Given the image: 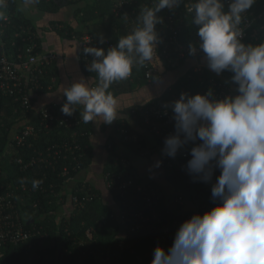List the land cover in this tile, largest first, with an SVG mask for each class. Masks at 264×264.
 Masks as SVG:
<instances>
[{
    "label": "trees",
    "instance_id": "1",
    "mask_svg": "<svg viewBox=\"0 0 264 264\" xmlns=\"http://www.w3.org/2000/svg\"><path fill=\"white\" fill-rule=\"evenodd\" d=\"M140 1L147 2V6L150 7L153 6L154 0ZM113 2L114 0H37L36 4L40 10L55 14L63 12L64 9H71L73 23L59 21L64 27L56 31L69 39H74L73 34L69 33L72 30H75L78 37L86 32L91 33L94 37L92 46L107 50L106 39L116 41L125 34V15L116 16L113 13ZM227 2L228 0L225 2V10L228 8ZM263 8L264 0H257L245 14L253 15L252 18L256 19L254 23L252 22L248 37L243 40L244 43L256 45L264 42V29L260 28L264 21L257 19ZM5 13L7 20H0V52L5 48V52L10 56L17 55L27 44V34L23 29L31 27L32 31H35L36 27L19 9L17 0H9ZM158 14L162 19L169 16L174 18L173 24L182 43L196 44L199 40L197 35L199 26L191 23V14L187 12L185 0L176 8L165 7ZM166 23L171 24L170 21ZM165 27L166 30H171L170 25L165 24ZM256 36H259L258 40H255ZM38 39L36 36L38 42L36 52L41 51ZM200 56L204 54L198 56L190 54L181 59L179 64L166 60L165 72L174 71L187 61ZM200 66L204 68L203 74L195 72L193 67L189 68L153 99L161 100L163 107L169 109L174 116L170 107L171 102L179 99L182 93L190 95L201 93L203 88L208 87L210 78L220 83H234L231 80L233 73L226 70L218 75L212 73L206 66ZM81 68L86 76L93 78V83L98 81L97 75L88 71L87 64L82 63ZM51 75H45L42 81L49 85ZM132 76L131 80L114 83L109 91L117 96L123 91L134 90L147 84L141 66L133 69ZM200 77H203V83ZM48 90L47 86L35 93L34 100L36 94ZM63 104L64 101L58 103V108L61 109ZM73 115L80 117V110L77 109ZM28 124L35 126V132L24 142L19 143L17 136L22 134ZM91 124L83 122L69 127L54 123L46 127L40 116V108L34 105L31 108L23 107L20 100L5 95L0 90V194L14 195L13 202L17 203L16 209L23 215L26 229L36 227L40 231L38 235L17 246L6 244L0 247V264H138L137 257L145 256L149 247L154 244L158 227L144 228L132 233L128 231L127 222L120 220V211L125 208L135 211L142 209L139 203L143 201L142 193L137 187L140 185L149 189V186H152L160 194L161 200L158 199V203L145 209L147 214L157 211L166 215L170 209H174L167 204V195L174 199L176 195L186 193L182 195L194 201L190 194L189 176L185 174L187 161L191 156L185 158L182 155L184 151H190L194 146L192 143L177 153L184 162V166L179 170L176 165L167 162L169 156L164 154V176L157 179L139 176L128 155L123 151H116L113 145L109 149L105 173L109 174L111 179H117L112 187H109L107 181L106 185L112 194V201L118 204V207L113 208L111 202L105 203L100 200L96 186L86 181L84 177L79 178L80 173L91 165L94 157L90 142ZM121 126L130 131L135 130L128 124ZM169 127L171 125L164 126L163 129L167 131ZM135 132L138 134L137 141L124 142L136 153L152 155V148L146 150L139 132L136 130ZM151 133L157 144L164 149L159 135ZM76 144H79L80 148H74ZM219 174L217 170L213 179ZM33 180L42 182L34 189ZM129 182L132 184L116 188L118 184ZM196 185L198 188H205L207 196L204 198L211 201V189L206 183L198 181ZM75 195L80 199L85 198L84 208H80L78 202H73ZM68 201L69 203L65 205L64 203ZM173 214H176V211ZM88 230L92 231V237L88 235Z\"/></svg>",
    "mask_w": 264,
    "mask_h": 264
},
{
    "label": "clouds",
    "instance_id": "2",
    "mask_svg": "<svg viewBox=\"0 0 264 264\" xmlns=\"http://www.w3.org/2000/svg\"><path fill=\"white\" fill-rule=\"evenodd\" d=\"M37 0H26L35 4ZM184 0H154L143 7L138 25L119 38L115 46H88L93 60L88 71L93 79L67 86L61 111L67 116L77 109L85 124H111L118 118V99L109 91L114 82L127 80L134 66H144L156 56L159 43L158 13ZM192 0L187 4L191 23L199 26V40L190 54L202 50L207 67L221 74L233 73L236 94L213 98L212 90L182 93L171 102L175 132L165 138L163 152L175 157L192 143L187 171L194 181L212 184L216 204L195 214L177 231L169 249L158 245L151 264H264V42L242 41L241 27L247 11L257 0ZM7 0H0V20L6 19ZM103 42V38H102ZM162 161H157L159 167ZM40 180H33V188Z\"/></svg>",
    "mask_w": 264,
    "mask_h": 264
},
{
    "label": "built area",
    "instance_id": "3",
    "mask_svg": "<svg viewBox=\"0 0 264 264\" xmlns=\"http://www.w3.org/2000/svg\"><path fill=\"white\" fill-rule=\"evenodd\" d=\"M191 2L192 0H185L186 9L187 4H190ZM8 3L9 0H7V4ZM146 6L147 2L140 0H114L112 9L113 13L116 16H120L122 14L125 15V34L123 36L130 33L138 25L137 18L141 9ZM176 7L177 6H174L172 8ZM159 15L160 14H158V16ZM252 16H245L242 22V41L248 37L249 30L252 27L251 25L256 19L252 18ZM257 19L264 21V8L258 14ZM5 20H7V17ZM173 20L174 18L169 16L166 19H162V22L156 26L160 37L156 56L152 61L146 62L144 66H141L147 81H153L161 75L160 67L157 62L160 61L165 64V61L167 60L170 63L179 64L181 59L190 55V45L192 44L182 43L181 39L178 37L176 28L174 27ZM166 21H170L171 24L166 23ZM165 24H167V26L170 25V31L166 30ZM58 27L63 28L64 24L59 23ZM260 28L264 29V24H262ZM23 32L27 34V44L24 46L22 51H20L17 55L11 56L5 52V48H2V52H0V90L3 94L14 96L17 100H20L23 107L31 108L35 103L33 97L35 93L44 90L47 86L52 87V83L46 85L42 81V78H44L47 74H52L51 66L55 61H57L59 55L53 51L36 52V48L38 46L36 32L32 31L31 27L24 28ZM69 33H72L73 38L79 42V51L77 54L78 62L80 64L85 63L89 65L93 60V57L90 54L86 55L84 48L94 44V37L88 32L82 34L80 37L77 36L75 30L69 31ZM258 39L259 36H256L255 40ZM117 43L118 40L112 41L110 39H106V45L108 48L115 46ZM201 54H203L202 50L197 47L195 56ZM135 67L136 66H134L133 69ZM194 71L198 74H203L204 68L197 66L194 68ZM132 78L133 76L131 75L127 80H131ZM51 79L53 83L56 82V76L54 74H52ZM199 79L203 83V77H200ZM95 83H93V86H95ZM236 88L237 86L235 83H220L216 79L210 78L208 80V87L203 88L201 93H206L211 89L213 98H223L229 94H236ZM58 107V103H55L50 106L40 108V116H42L46 127H49L54 123H59L60 125H66L69 127L83 123L82 117L77 115L67 116L63 114L61 109ZM132 113L134 116L137 115L138 118H140V123L144 127L159 135L163 144H165V138L175 132L174 116L169 112V109H165L163 107V102L159 99L149 100L144 104L136 105L132 108ZM170 125L171 127H169L167 131L163 129L164 126L168 127ZM129 131L130 129L128 130L123 126L120 127V134L123 136L122 140L125 142L129 140L137 141L138 134L135 130ZM34 132L35 126L33 124L26 125L22 134L17 136L19 143L24 142V140ZM74 148H80L79 144H76ZM182 155L185 158L189 157L190 151H184ZM123 160H125L124 157ZM167 162L170 165H176L177 170L184 166V162H182L177 155L175 157H168ZM185 174L189 176L188 182L191 186L190 194L194 197V201L190 200L189 197L186 198V195L182 194L176 195L173 199L174 203L180 207L186 205L188 206V209L185 210L184 213L180 214L176 212V214H173L175 212L174 209H170L169 213L166 215L157 211H152L148 214L145 213L147 211L145 209L153 206L155 203H158L161 199H159L160 194L154 190V187L149 186L150 188L147 189L140 185L137 187V190L142 193L141 197L143 198V201L139 202L142 205V209L135 211L133 209L125 208L120 211L119 218L121 221L127 222L129 232L133 233L134 231H141L144 228L152 229L156 226L158 227L156 231L157 237L154 244L149 247L145 256L139 255L137 257L138 264H151V261L154 258V250L158 245L163 246L166 250L169 249L174 242L175 235L179 230V227L186 220L190 219L195 214H203L205 211L215 206L216 201H213L212 199L211 201L205 200L204 197L207 196L205 188L197 187L196 184L198 181L193 180V177L189 174L187 168H185ZM106 179L109 187H112L117 181V179H111L109 174L106 175ZM214 182L215 179H213L212 182L206 183V186L212 189V184ZM129 184L132 183L118 184L116 188L126 187V185ZM13 196L14 195L12 194L7 196H2L0 194V247L6 244H13L17 246L40 233L36 227L26 229L23 223V215L16 209L17 203L13 202ZM152 196L155 198L153 199ZM73 202H78L80 208L85 207V198L80 199L75 195ZM67 203H69V201L64 204L67 205ZM7 210L12 212H8ZM64 212H66V210ZM87 233L90 237L93 236L92 231L88 230Z\"/></svg>",
    "mask_w": 264,
    "mask_h": 264
},
{
    "label": "crops",
    "instance_id": "4",
    "mask_svg": "<svg viewBox=\"0 0 264 264\" xmlns=\"http://www.w3.org/2000/svg\"><path fill=\"white\" fill-rule=\"evenodd\" d=\"M17 4L19 9L32 20L33 25L36 27L35 32L39 38L41 51H53L59 55L57 61L51 66V72L56 76V82L53 83L51 79L49 84L52 83V87H49V90L42 94H36L34 106L41 108L63 101L65 103L66 97L63 95V91L67 86L80 79H93L83 73L81 64L77 60L79 51L78 40L64 37L56 31L59 28V21L73 23V11L68 8L64 9L63 12L55 14L40 10L36 3L27 4L26 0H17ZM157 63L161 71V75L158 78L153 81H147V84L143 87L123 91L116 96L118 99V118L115 121L111 124H106L99 122V118H97V122H91L92 132L90 134V142L93 147L94 157L91 165L80 173L79 178L84 177L86 181L96 186V189L99 191V199L105 203L111 202L113 208H117L118 204L112 201V194L107 190V179L105 176V165L110 155L109 149L113 145L116 147V151H123L128 155L131 164L136 167L135 170L139 176L156 179L157 177L161 178L164 176L163 148L157 144L154 135L140 123V118L137 115H133L132 108L160 95L164 89L173 84L189 68H195L200 65L207 67L204 56L193 58L182 67L169 72H165V64L163 62L159 61ZM174 72L177 73L173 75L172 73ZM211 72L216 74L213 71ZM78 110L82 111V109ZM122 124H128L139 132L143 143L146 145L145 149L149 151L152 148V155L136 153L121 139L120 127ZM157 161H162L159 167L156 166ZM166 201L177 213L182 214L188 209L187 205L183 207L176 205L173 197L170 195H167Z\"/></svg>",
    "mask_w": 264,
    "mask_h": 264
},
{
    "label": "rangeland",
    "instance_id": "5",
    "mask_svg": "<svg viewBox=\"0 0 264 264\" xmlns=\"http://www.w3.org/2000/svg\"><path fill=\"white\" fill-rule=\"evenodd\" d=\"M75 25H77V24H75ZM177 72H174V73H172L173 75H175ZM167 79V78H166Z\"/></svg>",
    "mask_w": 264,
    "mask_h": 264
}]
</instances>
